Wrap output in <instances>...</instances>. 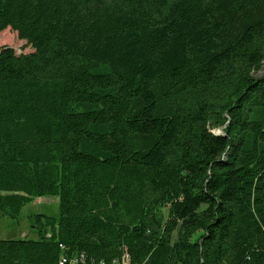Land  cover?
<instances>
[{
    "label": "trees",
    "instance_id": "1",
    "mask_svg": "<svg viewBox=\"0 0 264 264\" xmlns=\"http://www.w3.org/2000/svg\"><path fill=\"white\" fill-rule=\"evenodd\" d=\"M0 264H264V0H0ZM65 261L62 262V257Z\"/></svg>",
    "mask_w": 264,
    "mask_h": 264
},
{
    "label": "rangeland",
    "instance_id": "2",
    "mask_svg": "<svg viewBox=\"0 0 264 264\" xmlns=\"http://www.w3.org/2000/svg\"><path fill=\"white\" fill-rule=\"evenodd\" d=\"M0 45H7L12 47L16 53H28L33 49L31 46H27L25 40L19 39L15 31L10 28H6L0 32ZM57 198L55 197H41L36 198L31 203L23 206L18 224L12 222L9 219H0V239L6 237H18L23 236H35L31 232L28 223L26 222V216L28 214L35 213H57ZM21 236V237H23Z\"/></svg>",
    "mask_w": 264,
    "mask_h": 264
},
{
    "label": "built area",
    "instance_id": "3",
    "mask_svg": "<svg viewBox=\"0 0 264 264\" xmlns=\"http://www.w3.org/2000/svg\"><path fill=\"white\" fill-rule=\"evenodd\" d=\"M66 257L63 256L62 257V262L65 261ZM78 258L74 257V258H70L69 260H67L68 264H77L78 263Z\"/></svg>",
    "mask_w": 264,
    "mask_h": 264
},
{
    "label": "crops",
    "instance_id": "4",
    "mask_svg": "<svg viewBox=\"0 0 264 264\" xmlns=\"http://www.w3.org/2000/svg\"><path fill=\"white\" fill-rule=\"evenodd\" d=\"M39 198H41V197H39ZM21 236H23V235H20L19 237H21Z\"/></svg>",
    "mask_w": 264,
    "mask_h": 264
}]
</instances>
